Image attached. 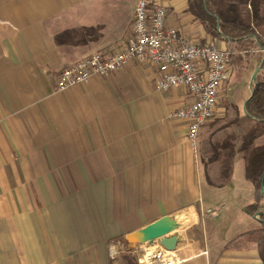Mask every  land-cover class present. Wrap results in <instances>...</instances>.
Masks as SVG:
<instances>
[{
    "label": "crops",
    "instance_id": "obj_1",
    "mask_svg": "<svg viewBox=\"0 0 264 264\" xmlns=\"http://www.w3.org/2000/svg\"><path fill=\"white\" fill-rule=\"evenodd\" d=\"M138 1L0 0V264H139L144 250H163L139 232L177 211L187 221L164 250L177 264H261V224L245 209L258 199L235 188L241 157L211 185L218 176L200 169L188 123L167 117L193 102L183 88L156 91L155 68L133 62L57 90L64 67L130 42ZM150 1L167 27L212 40L187 0ZM251 53L257 71L264 54ZM225 189L219 206L208 197Z\"/></svg>",
    "mask_w": 264,
    "mask_h": 264
},
{
    "label": "built area",
    "instance_id": "obj_2",
    "mask_svg": "<svg viewBox=\"0 0 264 264\" xmlns=\"http://www.w3.org/2000/svg\"><path fill=\"white\" fill-rule=\"evenodd\" d=\"M166 9L150 0H139L132 20L129 43L105 53L96 51L64 67L57 90L62 92L86 83L91 77H107L127 65L138 62L156 70L153 80L158 92L183 88L193 98L189 105L168 113V119L188 123L186 138L192 150L197 148L200 128L213 119L231 76L230 52L207 41L193 43L177 29L165 24ZM264 54V49H260ZM264 62V59H263ZM214 216L215 212L208 211ZM114 251L110 250V256ZM139 264H177L175 256L164 250H144Z\"/></svg>",
    "mask_w": 264,
    "mask_h": 264
},
{
    "label": "trees",
    "instance_id": "obj_3",
    "mask_svg": "<svg viewBox=\"0 0 264 264\" xmlns=\"http://www.w3.org/2000/svg\"><path fill=\"white\" fill-rule=\"evenodd\" d=\"M188 12L216 42L227 45L233 69L242 65L254 49H264V0H187ZM243 112L228 124V135L210 143L208 164L218 165V182L226 184L232 174L236 156L244 165V176L252 185L258 202L248 205L246 212L261 224L257 249L264 264V62L261 61ZM239 131L235 133L232 128ZM206 168V165H205ZM207 174V172H206Z\"/></svg>",
    "mask_w": 264,
    "mask_h": 264
},
{
    "label": "rangeland",
    "instance_id": "obj_4",
    "mask_svg": "<svg viewBox=\"0 0 264 264\" xmlns=\"http://www.w3.org/2000/svg\"><path fill=\"white\" fill-rule=\"evenodd\" d=\"M210 42L221 46V42H216L214 40H211ZM222 46L227 47L224 43ZM251 56L252 54L241 62L242 65L236 66L235 69L232 70L229 81L226 83L225 91L217 113L212 120L202 126V129L199 132L197 148L200 156V169L202 172L205 170V172H207V176L215 174L218 176V169L214 168L215 165L208 164L207 162L211 151L210 143L220 142L224 137H226L230 131V129H228V124L235 119L236 116H240L242 114V101L250 92L251 75L255 72L253 71L254 66H252L249 62ZM259 60V57L256 58L257 62ZM234 176L236 179L241 178V180H243V185L240 183L235 185L236 190H242L244 194L247 187V189L251 191L252 186L244 179L243 168L241 165H236L234 169ZM212 180L217 183L218 177L212 178ZM212 194L213 197L211 194H209L208 197L212 200H217L218 206L228 200V189L216 190Z\"/></svg>",
    "mask_w": 264,
    "mask_h": 264
},
{
    "label": "water",
    "instance_id": "obj_5",
    "mask_svg": "<svg viewBox=\"0 0 264 264\" xmlns=\"http://www.w3.org/2000/svg\"><path fill=\"white\" fill-rule=\"evenodd\" d=\"M256 72L257 71L253 72V74L251 75L250 86L255 81ZM245 104L246 102H244L242 110L243 113L247 115L245 112ZM254 217H256V215ZM186 221L187 219L185 215L179 211L164 215L147 225L139 232L140 244H147L151 246L155 241H159L162 249L165 251H169L171 250V244L166 239V236L182 227L186 223Z\"/></svg>",
    "mask_w": 264,
    "mask_h": 264
}]
</instances>
